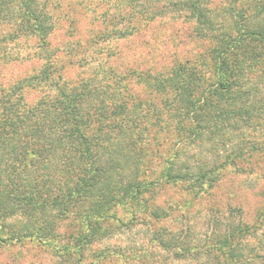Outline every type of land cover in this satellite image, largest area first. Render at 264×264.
Listing matches in <instances>:
<instances>
[{
	"label": "trees",
	"instance_id": "trees-1",
	"mask_svg": "<svg viewBox=\"0 0 264 264\" xmlns=\"http://www.w3.org/2000/svg\"><path fill=\"white\" fill-rule=\"evenodd\" d=\"M119 1L118 19H108L112 31L102 37H127L142 20L172 17L181 8L195 20L194 32L209 39V49L147 72L116 66V57L77 50L79 41L67 40L63 52L76 55L82 68L66 79L48 37L70 5L0 0V27L8 32L2 38L35 37L32 56L44 61L0 89V242L28 237L55 246L63 220L78 219L73 242L62 247L63 264L81 257L90 264L84 258L94 251L91 243L122 226L117 205L126 211L150 185L203 183L237 160L264 158V0H224L218 9L210 0ZM89 6L87 0L86 11ZM8 41L0 40V50ZM7 57L2 50L0 59ZM138 86L146 90L143 99ZM28 90L36 92L33 100L24 98ZM168 127L171 142L159 136ZM225 224L215 247L205 249L208 256L216 251L213 263L264 264L263 254L242 244L250 225ZM164 239L158 242L168 247Z\"/></svg>",
	"mask_w": 264,
	"mask_h": 264
},
{
	"label": "rangeland",
	"instance_id": "rangeland-1",
	"mask_svg": "<svg viewBox=\"0 0 264 264\" xmlns=\"http://www.w3.org/2000/svg\"><path fill=\"white\" fill-rule=\"evenodd\" d=\"M63 1L70 5L69 12L66 18L56 22L48 37V45L55 49L53 60L66 79L74 78L82 68L78 66L82 61L77 60L76 55L63 52V42L67 40L79 41L80 47L77 50L88 47L90 51H101L100 54L108 53L113 58L116 57V66H133L147 72L169 69L176 62L205 54L210 47L208 38L194 32L195 20L188 18L187 9L180 8L172 17L165 14L158 15L155 20L147 23L142 20L138 23V31L127 37H102V33L108 32L106 29H111L108 19H118L116 4H119V0H89L90 11L85 10L87 0H79L82 3L77 7L76 0ZM124 1L129 3V0ZM140 1L145 3V0ZM224 2L210 0L209 4L218 9ZM157 7L155 5L154 8ZM104 11L108 12L106 17ZM110 14H113L112 17ZM6 29L0 27V40L8 41L7 38H2L8 34ZM35 39L20 37L17 40L10 39L2 45V50H7L8 57L0 59V89L44 65L43 60L32 56L37 52ZM136 88V94L143 99L146 90L140 86ZM24 94L28 101L36 96V92L30 90ZM261 130L259 128L257 133ZM159 136L171 142L174 132L168 127L162 129ZM166 148L167 154H173L175 148L172 145ZM191 148L184 147V151ZM162 166L160 164L158 169ZM211 178L203 183L185 180L155 183L143 192L138 202L130 204L126 211H122L121 205H117L115 217L122 221L121 228L92 242L88 250L94 251L87 254L84 262L214 264L213 255H216V251L208 256L205 249L212 250V246L215 247L217 233H224L227 221L250 225V234L244 236L242 244L253 246L259 255H264V158H242ZM213 212L216 214L213 215ZM79 226L78 219H64L59 226L61 235L55 241V246L28 237L19 241L0 242V264H63L65 256L61 252L62 247L73 242L72 237ZM160 235L169 242L168 247L158 242ZM195 248L198 252L196 256L193 254ZM77 249L78 247H73L72 251ZM74 264H84L82 257L75 260Z\"/></svg>",
	"mask_w": 264,
	"mask_h": 264
}]
</instances>
